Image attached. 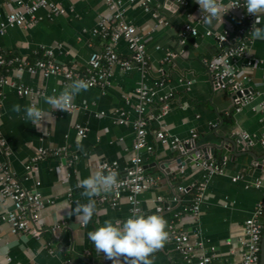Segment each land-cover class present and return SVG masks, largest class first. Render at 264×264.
Wrapping results in <instances>:
<instances>
[{"label": "crops", "instance_id": "1", "mask_svg": "<svg viewBox=\"0 0 264 264\" xmlns=\"http://www.w3.org/2000/svg\"><path fill=\"white\" fill-rule=\"evenodd\" d=\"M51 1L66 12L50 16L48 10L40 8L36 23L0 31V52L36 57L42 48H51L57 63H75L86 68L92 54L104 49V40L95 30L100 19L108 14L106 3L104 0ZM120 1L127 20L146 43L152 65L149 72L143 73L138 68L123 71L116 66L105 87L92 86L79 93L73 101L76 109L68 112L53 110L44 97L58 95L72 81L27 71L9 75L14 81L42 89L45 95L31 100L18 95L13 87L3 88L0 131L8 153H0V161L9 162L25 189L40 193L50 202L41 214L40 235L28 232L15 235L2 219L3 214L13 209V204L2 196L0 185V261L9 255L12 264H112L95 250L88 233L94 230L97 221L125 220L132 213L127 199L112 206L108 201L110 191L96 197V211L86 226L78 223L75 214L68 213L78 201L87 202L80 195L83 189L76 187L80 179L98 171L105 162L116 161L122 169L129 167L136 137L132 125L137 115L135 93L143 84L155 94L147 108L152 117L147 127V141L152 151L142 149L140 156L147 171L160 180L138 196L139 213H156L166 221L175 219L193 243L202 244L197 250L198 257L188 259L174 243L167 241L150 257L152 264H199L201 255L209 256L210 264H240L239 236L264 192V169L255 165V155L264 154V107H261L264 104V39L251 38L248 55L235 60L243 87L253 91L250 103L236 111L230 91L214 89L207 62L220 53L215 35L229 29L233 37L241 28L238 14L226 12L222 18L206 25L195 0H154L150 10L139 2ZM230 1L221 0V3L226 8ZM16 6V0H0V29L1 21ZM161 18L168 25L159 24ZM185 25L196 28L197 34L187 32L182 36ZM257 26L264 27V17ZM116 52L124 57L131 55L123 40L116 45ZM170 53L175 55L164 62ZM249 61L253 63L249 65ZM168 93H172L169 110L157 118L161 113V98ZM34 102L44 110L39 129L26 119L24 111L26 105ZM15 104L21 106L19 113L12 111ZM121 117L127 123H119ZM78 125L87 129L86 135L78 134ZM160 129L182 142H191L195 131L198 134L193 141L195 147H210L209 159L224 162L223 172L209 175L202 164H188L180 169L178 160L188 151L162 144L156 137ZM244 133L253 144H248L242 136ZM225 137L237 141L238 153H249L231 158V151L215 149L212 155L211 147ZM78 144L83 151L78 149ZM40 150H46L47 154L36 162V170L29 172L27 165ZM57 151L60 153L56 154ZM258 180H262L263 186H256ZM200 183L206 187L200 214L194 217L185 210L192 198L182 197L180 187ZM160 205L163 210L158 212ZM56 225L60 228L54 232Z\"/></svg>", "mask_w": 264, "mask_h": 264}, {"label": "built area", "instance_id": "2", "mask_svg": "<svg viewBox=\"0 0 264 264\" xmlns=\"http://www.w3.org/2000/svg\"><path fill=\"white\" fill-rule=\"evenodd\" d=\"M17 6L11 10L3 21H1V33L6 31L7 27L19 26L27 27L37 22L36 12L40 8L48 10L50 16L64 14L66 11L53 3L51 0H16ZM139 2L146 10L151 9V3L154 0H132ZM185 2V0H181ZM108 8V14L100 19L98 28L95 33H99L104 40V49L101 52L92 54L88 66L81 68L77 64H60L53 58V50L51 48H42L37 52L38 56L31 57L19 54H9L0 52V97L3 95V88L6 86L13 87L17 94L22 97L34 100L37 97H42L45 92L38 88L33 89L23 83L14 81L10 78L11 72H17L18 75L27 71L31 74L41 73L44 76L60 77L64 82L73 81L75 79H84L90 81L92 86L105 87L109 77L112 75L114 67L118 66L123 71H128L133 68H138L143 73L149 72L152 68L150 63L146 43L139 35L137 28L127 20L125 10L121 6L120 0H104ZM245 0H232L228 7V13L238 14L241 28L237 34L231 37V31L225 30L222 33L216 34V38L220 45V53L214 60L207 62L208 69L212 76L213 87L215 90H229L232 94V100L236 111H241L242 108L248 105L251 101L253 91L243 87L240 74L235 67V60L241 56L248 55V43L251 41L252 25L255 21V16L247 13L244 6ZM232 7V8H231ZM230 8V9H229ZM1 19V14H0ZM159 24L168 25V22L161 18ZM187 32L197 34V29L191 25H185L182 36ZM208 35H211L209 32ZM127 42L131 51L129 57L121 56L116 52V45L120 41ZM175 54H168L164 62L170 60ZM253 62L249 61V65ZM138 104L135 107L136 117L132 121L135 130V140L133 144V154L130 158V165L126 169H122L118 162H105L100 165L98 171L107 173L108 171H116L118 173L117 184L110 190L109 203L112 206H118L123 199L132 206V212L139 211L138 196L146 190L155 187L160 178L149 173L142 162L140 151L147 149L152 151L147 141L148 124L152 117L148 115V105L153 101L154 90L141 84L136 90ZM172 97V93H168L161 98L162 106L161 113L157 118L164 116L169 110L168 101ZM264 107V104L261 106ZM76 105L72 102L69 111H74ZM119 123H127L125 117L119 118ZM78 127V134L84 136L87 129ZM198 134L192 132V140L182 142L180 138L172 136L167 130L160 129L156 133L157 139L165 145H169L174 149H181L185 152L190 151V146L194 144ZM248 144H253L249 136L242 134ZM264 143V141H263ZM0 153L7 155L8 148L5 138L0 131ZM59 154L60 151L55 152ZM46 150H40V153L35 157L30 164L27 165V170L33 172L36 170V162L41 156L46 155ZM223 163L217 162L214 159H208L201 164L209 175L223 172ZM236 177L234 179H238ZM0 185L1 194L4 198L11 200L13 209L2 215V219L11 227V231L15 235L22 233H32L40 235L43 227L40 223L41 214L50 200L45 199L40 193L25 189L20 179L16 176L10 167L9 162L0 161ZM257 187L263 186L262 180L256 182ZM206 184L200 183L193 187H180L182 195L192 193L190 206L185 210L192 213L194 217L200 214V204L204 198V190ZM179 200V198H175ZM159 201H162L159 198ZM158 212L163 210L162 205L158 206ZM264 214V192L263 198L257 205L254 214L247 219L243 225L242 234L239 236V243L242 248V258L240 264H261V243L264 233V224L260 218ZM178 217V214L176 215ZM59 225L53 227L55 232ZM168 240L175 244L188 259L198 257L197 250L202 244L193 243L189 234L177 226L176 220L167 221ZM199 264H210V257L207 255L199 256ZM0 264H12V257L6 255L4 261Z\"/></svg>", "mask_w": 264, "mask_h": 264}, {"label": "clouds", "instance_id": "3", "mask_svg": "<svg viewBox=\"0 0 264 264\" xmlns=\"http://www.w3.org/2000/svg\"><path fill=\"white\" fill-rule=\"evenodd\" d=\"M201 9V17L206 25L220 19L228 11L224 9L221 0H195ZM247 13L256 17L252 25L251 35L254 39H264V27H258L261 17H264V0H245ZM232 8V7H231ZM230 9V8H229ZM92 87L90 81L75 79L66 85L59 94L46 95L44 101L53 110L68 112L75 97L82 91ZM55 93V90H54ZM12 111L19 113L21 106L15 104ZM26 119L38 129L44 119V110L31 103L25 106ZM83 151L82 145H77ZM116 171H95L77 182L76 187L83 189L80 193L87 198L86 203H76L69 215L75 214L79 224L87 225L96 211V197L112 190L117 184ZM94 230L89 231L88 238L98 253L112 262V264H152L150 257L162 249L168 240L167 221L162 215L151 213L142 214L132 212L123 221L107 219L103 223L96 222Z\"/></svg>", "mask_w": 264, "mask_h": 264}, {"label": "water", "instance_id": "4", "mask_svg": "<svg viewBox=\"0 0 264 264\" xmlns=\"http://www.w3.org/2000/svg\"><path fill=\"white\" fill-rule=\"evenodd\" d=\"M238 141H241V138L237 139ZM192 149L188 151L186 154H181L178 162L180 165V169L184 167L185 165L188 164H201L203 161L208 160L210 158L209 152L210 147H204V148H198L195 147V145H192ZM212 148V155L215 154V149L218 150H223L227 149L232 152L231 158L233 156H238L239 154L242 153H249V152H242L238 153V146H237V141L235 139H230V138H223L222 142L220 144H215ZM256 161L255 165L261 167L264 169V154L262 156H257L255 155ZM261 222L264 224V214L260 218ZM107 262H111L110 260L107 259ZM261 264H264V233H263V238H262V243H261Z\"/></svg>", "mask_w": 264, "mask_h": 264}, {"label": "trees", "instance_id": "5", "mask_svg": "<svg viewBox=\"0 0 264 264\" xmlns=\"http://www.w3.org/2000/svg\"><path fill=\"white\" fill-rule=\"evenodd\" d=\"M226 121H228V122H229V118H228V119L226 118ZM215 160H216V158H215ZM216 161H217V162H221V161H220V159H217ZM184 196H189L190 198H192V197H193V195H192V193H191V192H190L189 194L183 195L182 197H184Z\"/></svg>", "mask_w": 264, "mask_h": 264}]
</instances>
